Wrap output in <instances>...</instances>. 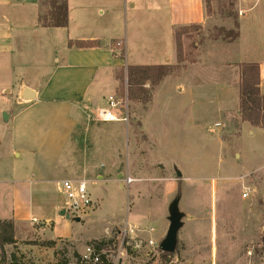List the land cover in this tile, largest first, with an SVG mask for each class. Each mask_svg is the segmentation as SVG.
I'll use <instances>...</instances> for the list:
<instances>
[{
  "label": "crops",
  "instance_id": "1",
  "mask_svg": "<svg viewBox=\"0 0 264 264\" xmlns=\"http://www.w3.org/2000/svg\"><path fill=\"white\" fill-rule=\"evenodd\" d=\"M45 1L0 0V95L16 96L14 103L20 107L14 112L2 109L5 106L0 108L8 114L0 136V155L3 153L8 162L0 218L13 220L15 230L40 225L33 229L56 245L61 238H72L78 223L61 214L67 201L63 180H87L94 196L109 183L124 188L128 178V186L156 179L153 175L141 176L143 170L151 168L148 151L143 154L140 146L145 143L152 148L153 130L148 127V117L158 98L166 103L170 95L179 97L169 109L189 112L191 116L187 117L199 127L201 117L196 111L205 108L206 85L211 83L213 88L209 90L214 93L219 115L217 126L232 114L240 116L239 105L233 109L227 98L239 92L237 63L245 62L259 63L260 89L264 93V0H239L243 11L240 35L237 45L228 42V60L202 56V60L185 64L180 72L167 75L153 87L138 126L146 135L144 141L137 138L129 120L102 121L98 112L109 108V97L117 94V72L122 68L177 64L175 29L204 26L209 18L205 0H67L66 27L40 23ZM78 40L94 41L95 45H69ZM119 41L122 45L118 46ZM46 54L51 56L49 64ZM14 74L18 75L16 79ZM27 87L35 92L34 99L23 98ZM101 122H124L129 130L126 163L121 159L122 150L114 146L113 165L108 171L96 163L101 155L110 153L103 138H112L103 131ZM242 125H247L251 134L256 129L264 130L241 119ZM111 168L116 170L117 179H113ZM134 175L139 178L134 179ZM138 226L155 230L149 224Z\"/></svg>",
  "mask_w": 264,
  "mask_h": 264
},
{
  "label": "rangeland",
  "instance_id": "2",
  "mask_svg": "<svg viewBox=\"0 0 264 264\" xmlns=\"http://www.w3.org/2000/svg\"><path fill=\"white\" fill-rule=\"evenodd\" d=\"M48 8L49 5L42 7L43 16L48 14ZM242 12L239 0H210L206 24L190 28L183 36L185 61L172 73L180 72L185 64L202 56L212 60L226 57L228 60V42L237 45ZM50 59L51 56L46 54L47 64ZM240 64L237 63L239 75ZM17 76L14 74L15 79ZM126 81L125 77L117 91L124 98L128 87ZM206 87L205 108L196 111V116L201 117L199 127L191 123L187 117L191 116L189 112L169 109L170 103L179 97L170 95L166 103L158 98L155 108H151L148 127L153 130L152 148L145 143L140 146L143 154L148 151L151 169L143 170L141 176L153 175L156 179L149 184L142 180L129 186L125 180L124 188H118L115 183L107 184L103 191L93 196L95 206L92 210L80 219L70 216L78 221L74 236L61 238L54 246L48 245V240L33 229H39L40 225L19 226L16 242L5 245L7 254H16L22 264H69L75 262L87 244L104 241L107 242L105 250L113 255L119 250V230L126 219L130 223L154 226V238L162 241L169 228V207L180 197L184 225L179 232L176 251L166 256L161 250L151 251L143 245L139 253L127 250L124 264H264V130L256 129L251 134L247 125L241 128V117L233 114L216 126L219 115L214 93L209 90L213 85L207 83ZM146 88L152 90L153 86L147 83ZM239 93L240 87L239 92L227 98L233 109L239 105ZM16 100L13 95H0V108L5 106L2 109L14 112L20 108L15 105ZM124 105L128 108L131 128L136 130L137 138L144 141L146 135L138 126L148 103L128 99ZM108 107L118 117L125 114L120 105ZM0 120L1 136V125L6 121L1 111ZM100 125L112 138H103L102 143L110 153L101 155L96 163L101 170L108 171L113 165L114 146L122 150L121 159L126 163L129 130L124 122H101ZM2 154L1 208L6 197L4 181L8 164ZM101 163L104 166H100ZM111 169L113 179H117L116 170ZM180 171L183 174L178 176ZM133 178H139V175Z\"/></svg>",
  "mask_w": 264,
  "mask_h": 264
},
{
  "label": "trees",
  "instance_id": "3",
  "mask_svg": "<svg viewBox=\"0 0 264 264\" xmlns=\"http://www.w3.org/2000/svg\"><path fill=\"white\" fill-rule=\"evenodd\" d=\"M207 9L210 0H206ZM43 5H49L48 14L40 15L39 21L43 26L66 27L69 24V6L67 0H46ZM201 25L180 26L175 29V44L177 52V64L162 65H129L117 72V79L120 83L125 80L127 84V97L129 100H140L148 103L151 100V90L146 88V84L158 85L167 75L176 71L185 59L183 48V36L190 28H200ZM238 35V34H237ZM70 46L88 47L95 45L94 41L78 40L70 42ZM179 66V67H178ZM153 89V88H152ZM239 112L243 121H248L251 125L264 129V93L260 89V65L256 62H245L240 64V93ZM15 224L13 220L0 218V264H22L16 254L9 256L5 251L6 244L16 242ZM48 245L54 244L52 241ZM100 247L107 246V242L95 241ZM162 251V250H161ZM164 255L173 253L163 252Z\"/></svg>",
  "mask_w": 264,
  "mask_h": 264
},
{
  "label": "built area",
  "instance_id": "4",
  "mask_svg": "<svg viewBox=\"0 0 264 264\" xmlns=\"http://www.w3.org/2000/svg\"><path fill=\"white\" fill-rule=\"evenodd\" d=\"M117 45H122V42H118ZM128 101L127 93L125 98L115 94L109 97V105L111 108L123 109L125 114L122 118H119L116 113L109 108H102L98 112L99 119L102 121H117L129 120L128 108H125L124 103ZM131 179L128 178L129 182ZM62 186L68 199L65 206L66 213L71 217H82L86 215L95 206L92 193L89 189L88 182L85 179L72 180L65 179L62 182ZM34 221H37L34 219ZM153 227H144L138 225H132L126 220L122 227H120L119 233L121 236L120 247L117 253L111 255L105 250V247H100L97 244L91 243L84 247L76 258L75 262L69 264H124V257L127 254V250H131L134 253H139L145 245L151 251L160 250V243L153 236Z\"/></svg>",
  "mask_w": 264,
  "mask_h": 264
},
{
  "label": "water",
  "instance_id": "5",
  "mask_svg": "<svg viewBox=\"0 0 264 264\" xmlns=\"http://www.w3.org/2000/svg\"><path fill=\"white\" fill-rule=\"evenodd\" d=\"M35 92L31 88H25L23 98L34 99ZM6 120L8 119L7 112H4ZM178 176H181V172H178ZM62 215L70 218V215L66 213L65 208L61 212ZM184 213L180 210V197H177L169 207V221L170 225L166 236L160 243V250L167 253H174L179 239V232L184 225L183 222ZM77 219H80L77 217Z\"/></svg>",
  "mask_w": 264,
  "mask_h": 264
}]
</instances>
